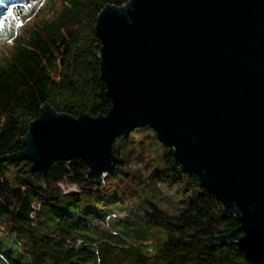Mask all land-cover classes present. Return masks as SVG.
<instances>
[{
  "label": "trees",
  "instance_id": "trees-1",
  "mask_svg": "<svg viewBox=\"0 0 264 264\" xmlns=\"http://www.w3.org/2000/svg\"><path fill=\"white\" fill-rule=\"evenodd\" d=\"M41 1L0 0V25ZM129 1L60 0L0 52V264H246L235 243L208 241L233 231L235 216L148 125L115 140L116 175L101 180L82 159L54 161L45 177L5 160L25 149L46 103L74 117L108 114L95 26L106 6ZM144 133L141 161L132 142ZM170 189L183 192L177 204Z\"/></svg>",
  "mask_w": 264,
  "mask_h": 264
},
{
  "label": "water",
  "instance_id": "water-1",
  "mask_svg": "<svg viewBox=\"0 0 264 264\" xmlns=\"http://www.w3.org/2000/svg\"><path fill=\"white\" fill-rule=\"evenodd\" d=\"M95 32L108 114L46 103L5 160L45 177L54 161L82 159L101 180L116 175L115 140L148 125L237 219L209 243L264 264V0H130L106 6Z\"/></svg>",
  "mask_w": 264,
  "mask_h": 264
},
{
  "label": "rangeland",
  "instance_id": "rangeland-1",
  "mask_svg": "<svg viewBox=\"0 0 264 264\" xmlns=\"http://www.w3.org/2000/svg\"><path fill=\"white\" fill-rule=\"evenodd\" d=\"M60 0H43L39 3H36L26 9L25 15L23 17L19 16H14L12 15L10 19L5 23L1 24L2 26L4 25V30L0 34V52L7 51L9 48L12 46V41H13V34L16 36H21L24 32V30L31 28V26L35 23L43 19L44 17L47 16L49 11L52 12V9L55 8L56 5L60 7ZM48 11V12H47ZM0 26V28L2 27ZM10 28V35L7 34ZM27 31V30H26ZM133 133V132H132ZM136 133V132H135ZM133 133V134H135ZM148 134V133H147ZM146 133L144 134H138L134 138V142H132V145L134 146V150H136V156L140 157L143 161L145 158H142L140 152L142 151V145L147 142H149V137H152V135ZM154 137V136H153ZM153 141H159L157 136L153 138ZM160 142V141H159ZM162 144V143H161ZM163 145V144H162ZM152 154L156 155L157 150H154ZM134 162V161H133ZM62 189H64L66 192L68 191H76L77 187L76 186H66L64 184H61ZM170 197H168V201H174V203L177 204V199H180L183 197L182 193L179 190L174 191V189H170L169 191ZM174 199V200H173ZM167 201V202H168Z\"/></svg>",
  "mask_w": 264,
  "mask_h": 264
},
{
  "label": "snow or ice",
  "instance_id": "snow-or-ice-1",
  "mask_svg": "<svg viewBox=\"0 0 264 264\" xmlns=\"http://www.w3.org/2000/svg\"><path fill=\"white\" fill-rule=\"evenodd\" d=\"M7 19V17H5V20ZM0 26H2V25H0Z\"/></svg>",
  "mask_w": 264,
  "mask_h": 264
}]
</instances>
